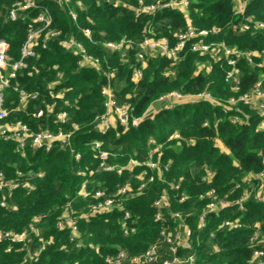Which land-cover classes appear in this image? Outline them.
<instances>
[{
	"label": "trees",
	"instance_id": "16d2710c",
	"mask_svg": "<svg viewBox=\"0 0 264 264\" xmlns=\"http://www.w3.org/2000/svg\"><path fill=\"white\" fill-rule=\"evenodd\" d=\"M167 1L142 0V4ZM23 2L0 0V39L7 43L10 61L20 59L28 33L42 28L35 22L39 15L49 16L48 30L55 36L45 40L47 29L42 31L35 55L25 58L26 66L8 79L3 90L4 108L9 112L6 122L20 121L32 132H71V137L69 146L55 144L47 152L20 150L15 142L0 138V174L5 181L27 183L0 191V203L6 204L0 205V232L21 233L34 217L40 218L23 243L0 242V264H107L106 258L118 251L136 256L156 242L162 229L180 223L171 218L172 213H178L191 232L190 248L178 250V255L192 254L199 264H246L254 248L264 250V243H252L254 234L264 239V199L258 201L250 193L259 181H242L245 175L262 170L264 129L259 126L264 117L242 102L228 105L229 99L249 92L264 70V29L253 26L264 21V0H247L239 16L233 14V0H188L186 13L167 7L154 14H136L133 9L139 7L138 0H33L32 7L17 11V17L9 20L8 12ZM188 18L207 35L187 42L175 61L145 53L141 76L133 80V71L140 67L136 60L139 44L151 38L166 39L174 46L175 34L185 30ZM240 24H248L249 29L233 28ZM120 39L134 44L123 51L124 57L104 46ZM64 40L80 43L88 55L99 60L98 68L79 66V54L63 46ZM193 43L224 44L248 54L250 60H236L235 84L225 79L232 69L227 58L214 60L210 53L193 52ZM49 83L53 84L51 93L46 87ZM107 84L117 103L129 106L130 116L141 117L137 126H116L104 134L94 129L95 119L104 111L100 91ZM20 91L37 96L20 104ZM60 92L62 99L56 97ZM170 92L187 96L208 93L213 102L168 108L160 104L155 113L148 114L149 105ZM39 109L43 113L37 117ZM58 112L66 113L64 124L56 121ZM235 116L238 122H232ZM94 141L100 142L99 151L107 153L105 160L92 148ZM76 153L80 154L78 160ZM130 160L140 166L126 168ZM148 160L158 164L159 174L142 165ZM143 171L146 175L141 180L138 176ZM207 172L211 177H206ZM234 183L241 187L234 189ZM82 185L86 197L79 193ZM124 186L128 193L119 195ZM209 190L229 201L240 198L245 190L250 194L242 203L243 210L230 206L207 214L206 226L198 229L197 218L210 201ZM96 191L120 200L130 218L124 219L123 211L116 208L91 213L89 206L98 201L93 198ZM162 193L167 196V206L157 210L153 203ZM64 211L73 212L76 218L75 240H70L69 228L57 227ZM156 213L159 220H155ZM235 218L240 228H221L224 220ZM124 227L133 232L124 235Z\"/></svg>",
	"mask_w": 264,
	"mask_h": 264
},
{
	"label": "built area",
	"instance_id": "2783aa9c",
	"mask_svg": "<svg viewBox=\"0 0 264 264\" xmlns=\"http://www.w3.org/2000/svg\"><path fill=\"white\" fill-rule=\"evenodd\" d=\"M67 2L68 0H62ZM116 3L119 0H115ZM233 14L235 16L242 15L245 10V4L247 0H233ZM142 0H138L139 7L132 8L134 12L137 14L139 12L146 14H154L157 11L171 7L178 8L181 11L185 12L188 8V0H168L166 3H151L148 5H143ZM125 5V4H124ZM33 6V0H24L23 3H17L14 8H12L8 12V19L14 20L17 17V11H23L27 8ZM72 18H74V14L71 13ZM186 28L184 31L177 32L175 37L177 39L176 44L174 46H169L166 39H151L146 38L140 44V50L136 53V60L140 63L139 69L136 68L133 71V80H138L141 76V71L145 66V53L152 56L153 54H160L165 56L168 59L176 60L179 53L184 48L185 44L192 39L197 37H203L207 35L206 30H197L190 22V19H186ZM35 22H39L42 24V28L38 30H32L28 33L24 44L20 49V59L16 62H11L8 58L7 52V43L4 39H0V138L5 141H12L17 144V148L20 150H24L25 148L30 149H41L45 152L49 151L53 145L59 144L60 148L69 146L71 132L63 133L61 131H57L55 133L49 131H39L32 132L29 128L21 123L20 121H16L14 123L6 122L8 118L9 112L4 108V98H3V90L8 85V79L14 77V74L17 70L24 68L26 65L24 63V59L27 57H32L35 55L34 48L37 46V39L39 34L46 30L45 40L55 36V34L48 30L49 24L51 22L49 16L47 14H41L37 17ZM255 29H264V21H257L253 24ZM234 29L238 30H248V24H240L238 26H233ZM87 37H89V32L85 31ZM62 45L68 47L70 49H74L80 56L77 64L79 66H90L94 68H98L99 60L96 57H92L88 55L82 45L73 40H64L62 41ZM106 49L110 51H120L122 53V57H124V50L131 49L134 44L131 40L128 39H120L117 42H106L104 43ZM44 47V45H42ZM190 50L193 52H198L201 55L210 53L211 57L214 60H218L220 56L227 58V64L232 68L226 74V81H231L236 84V70L234 69L235 62L240 57H245L247 60L248 54L240 52L238 50H234L226 47L224 44H204V43H193L190 46ZM5 73V74H4ZM55 84V83H54ZM47 90L51 93L53 90V84L49 83L47 86ZM234 90L237 91V85H234ZM100 94L103 98V107L104 111L101 115H99L95 119L94 129L101 134H104L110 128H114L119 126L123 129H127L129 126H137L140 122L141 117H132L130 116V108L128 105H119L114 96L113 88L110 85H106L102 87ZM37 96L34 94H27L23 91L19 92V103L25 104L28 99H34ZM63 93L60 92L56 95L59 99L63 98ZM163 100V101H162ZM157 101L166 102L164 108H168L172 106V104H182V103H190L194 104L198 101H208L213 102V99L208 93H200L195 96H187L181 95L178 92H170L166 95H162L158 98ZM236 102H242L245 105H249L254 107L259 115V117H264V70L261 73L259 79L253 84L250 91L238 96L236 99H229L228 105H235ZM161 104V103H160ZM48 111L52 110V106L47 107ZM43 111L39 109L36 112V116H41ZM56 121L60 124H64L67 120L65 112H58L55 115ZM239 119L235 116L232 119V122H238ZM76 129V126H73ZM259 128L264 129V121H261ZM176 137V136H175ZM217 142V141H216ZM92 148L98 150V157L100 160H105L107 158V153L105 151H99L100 142L94 141L91 143ZM80 158V154H75V159L78 160ZM262 170L256 174H248L245 175L242 181L247 184L251 183L253 180H257L263 183L264 179V158H262ZM150 171H157L159 174L158 164L154 161L148 160L142 164ZM140 164L136 161L130 160L127 163L126 168L133 169L135 167H139ZM112 168L106 167L105 170H111ZM119 172V169L117 170ZM146 175V171H143L139 174L138 178L143 179V176ZM206 177H211V173L207 172ZM148 181H153V177L148 178ZM18 186H27V183L19 184L17 182H8L5 181L0 174V191L3 189H15ZM145 183L143 182L140 187H144ZM241 185L239 183H234V189H239ZM171 188H177L176 185L171 184ZM263 188V187H262ZM129 191L127 186L121 187L118 190L119 195H125ZM264 199V189H261ZM80 195L83 197L87 196V192L85 191V186L82 185L79 191ZM249 192L244 191L243 195L234 200L229 201L226 198H218L214 190H209L207 192V198L210 199L209 203L205 205L204 209L200 213L197 218V227L198 229H202L206 226V215L210 213L217 214L220 210L226 209L230 206H236L238 210H243L242 203L248 198ZM93 198L98 200L96 203H93L89 206V211L91 213H103L116 208L124 213V219L130 218V212L124 210L122 203L120 200L115 201V197L105 198L100 191H96L93 194ZM167 196L165 193L160 194L159 198L153 203L154 208L157 210L166 207ZM183 200V198H181ZM1 206L6 205L4 202L0 203ZM171 218H177L180 220V223L176 225L172 229H162L159 233V238L156 242L147 246V248L139 255L136 256H127L124 251H118L116 255L106 258L107 264H152L160 262V264H199L195 257L192 254L178 255V250H186L190 248V235L191 232L188 229L187 225H185L181 219V216L178 213L170 214ZM155 220H159L161 218L159 213L155 214ZM40 220L39 217H34L32 224H29L27 230L21 233H12V232H0V242L7 241L9 243H23L28 233L34 232V224L38 223ZM221 228H225L228 231L236 230L240 228V222L238 218L234 220H224L220 225ZM58 228L67 227L70 229V240H75L77 237V221L76 218L73 217V212L65 211L64 214L60 217L57 222ZM133 228H123V234L127 235L128 233H132ZM252 243H264V239L260 238L258 234H254L252 238ZM253 244V245H254ZM78 246V243L75 244ZM216 249V248H215ZM165 253V254H164ZM246 264H264V250L261 248H254L250 259Z\"/></svg>",
	"mask_w": 264,
	"mask_h": 264
},
{
	"label": "rangeland",
	"instance_id": "374dc122",
	"mask_svg": "<svg viewBox=\"0 0 264 264\" xmlns=\"http://www.w3.org/2000/svg\"><path fill=\"white\" fill-rule=\"evenodd\" d=\"M200 67V66H199ZM163 101V100H162ZM160 103H161V105H163V103H164V105H165V101L164 102H160V101H156V102H154V103H152L151 105H149V107H148V110H147V112H148V114H152V113H155L157 110H158V108H159V106H160ZM164 105H163V107H164ZM141 120V119H140ZM217 144H218V142H216ZM263 187V188H262ZM251 194H253L254 195V197H256V199L258 200V201H261L262 200V198H263V194L262 193H260V192H262L261 191V189L263 190L264 189V179H263V183L262 182H259V184L257 185V186H252L251 187ZM249 193V194H250ZM65 213V211L62 213V214H64ZM62 216V215H61Z\"/></svg>",
	"mask_w": 264,
	"mask_h": 264
},
{
	"label": "crops",
	"instance_id": "0c3cea01",
	"mask_svg": "<svg viewBox=\"0 0 264 264\" xmlns=\"http://www.w3.org/2000/svg\"><path fill=\"white\" fill-rule=\"evenodd\" d=\"M172 105H174V104H172Z\"/></svg>",
	"mask_w": 264,
	"mask_h": 264
}]
</instances>
